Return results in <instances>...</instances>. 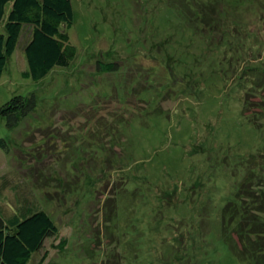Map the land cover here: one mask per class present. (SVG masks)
<instances>
[{
	"label": "rangeland",
	"instance_id": "obj_1",
	"mask_svg": "<svg viewBox=\"0 0 264 264\" xmlns=\"http://www.w3.org/2000/svg\"><path fill=\"white\" fill-rule=\"evenodd\" d=\"M72 2L74 62L24 77L23 28L0 77V107L40 102L14 128L0 117V216L38 204L59 228L28 264H258L223 211L245 176L264 177L261 9L224 18L228 48L155 0ZM108 61L119 72L103 73Z\"/></svg>",
	"mask_w": 264,
	"mask_h": 264
},
{
	"label": "trees",
	"instance_id": "obj_2",
	"mask_svg": "<svg viewBox=\"0 0 264 264\" xmlns=\"http://www.w3.org/2000/svg\"><path fill=\"white\" fill-rule=\"evenodd\" d=\"M155 2L168 4L169 10L177 16L184 27H188L187 29L206 34L209 28L212 37H203L200 39L202 43L210 40L211 44H227L228 48H231L235 41L229 29L226 31L223 26L224 22L222 24L224 18L232 24H244L236 17V13L245 12V9L251 6L253 10L261 9L259 12L263 16L260 19L264 22V0H155ZM74 23L75 11L72 0H0V77L16 52L23 28L28 68L23 72L24 77L38 83L55 69L69 67L78 54L69 32ZM262 25L264 26V23ZM154 32L158 35V31ZM260 40L262 39L257 36V40L254 41L259 43ZM262 46L264 48V43ZM120 68L119 62L108 61V64H104L103 73L113 74L119 72ZM243 103L245 108L247 102ZM39 106L36 93L27 96L15 95L0 107V117L6 121L9 128H14L22 120L28 121L29 117L39 110ZM0 144L5 146L6 140L1 139ZM6 151L10 153L9 150ZM246 172L254 173V170L248 168ZM244 179L247 183L242 182L239 186L240 195L229 201L223 211V229L224 231L233 229L232 233L237 239L233 235L232 237L238 253L255 258L258 264H264V184L259 183L264 181V177L259 178V181L256 176L253 178L245 176ZM256 180L257 184L253 185ZM245 185L249 186V190ZM241 189L249 194H243ZM58 233L59 228L53 218L38 204L26 209L12 220H5L0 216V264H28L34 253L42 251L47 242L56 238ZM66 242L64 240L60 247L65 246ZM47 258L46 252L41 261L45 262Z\"/></svg>",
	"mask_w": 264,
	"mask_h": 264
}]
</instances>
